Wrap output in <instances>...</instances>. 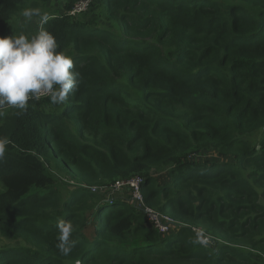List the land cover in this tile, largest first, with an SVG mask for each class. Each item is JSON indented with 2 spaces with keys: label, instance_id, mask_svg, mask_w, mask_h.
<instances>
[{
  "label": "trees",
  "instance_id": "16d2710c",
  "mask_svg": "<svg viewBox=\"0 0 264 264\" xmlns=\"http://www.w3.org/2000/svg\"><path fill=\"white\" fill-rule=\"evenodd\" d=\"M47 1L0 0V36ZM79 1L43 25L78 90L0 116V264H264V0Z\"/></svg>",
  "mask_w": 264,
  "mask_h": 264
},
{
  "label": "clouds",
  "instance_id": "9594fccd",
  "mask_svg": "<svg viewBox=\"0 0 264 264\" xmlns=\"http://www.w3.org/2000/svg\"><path fill=\"white\" fill-rule=\"evenodd\" d=\"M20 15L23 26L38 19L40 27L30 37L24 34L0 36V116L6 106L17 110V115L26 112L29 101H38L42 96H48L52 104L63 105L80 84V73L73 58L58 51L60 44L56 36L43 27L49 14L38 7H27ZM8 145L9 139L0 136V162L5 159ZM57 228L56 248L61 255L68 256L76 243L72 239L74 227L61 220Z\"/></svg>",
  "mask_w": 264,
  "mask_h": 264
},
{
  "label": "rangeland",
  "instance_id": "374dc122",
  "mask_svg": "<svg viewBox=\"0 0 264 264\" xmlns=\"http://www.w3.org/2000/svg\"><path fill=\"white\" fill-rule=\"evenodd\" d=\"M39 7H40V9L41 8H43L44 7V10H42L43 12H47L48 14H51L52 12L53 13H55L57 10H60V11H62V7H60L56 2H55V0H48L47 1V3H44V5L41 3V2H39ZM89 9V8H88ZM87 9V10H88ZM64 10V9H63ZM86 10V11H87ZM21 22L23 23V18H22V20H21ZM39 27H40V23H39V20L38 19H34V22H32L31 23V25L28 27V30H30L31 31V34H34L38 29H39ZM19 32H21V31H17L16 32V35H19V34H21V33H19ZM25 34H27V35H30L29 34V31H28V33H25ZM7 108V106L4 108V109H6ZM3 109V110H4ZM210 157V156H209ZM134 180V179H133ZM133 180H131V181H129V183L131 184V182L133 181ZM66 187H63V188H61V189H65ZM122 188V187H121ZM120 187L119 188H117L116 189V191L115 192H113L111 195H109V196H112V195H123L122 193L123 192H120V191H122V190H120L121 189ZM120 190V191H119ZM120 192V193H117V192ZM135 194H136V192L134 191L133 193H131V195H132V198L134 197V198H136V196H135ZM109 200H110V202H112V199L109 197L108 198ZM148 212H149V215H150V219L152 220V221H154V224H155V226L156 227H158L160 230H161V232H163V233H172L174 230H176V229H174V228H172V227H170V225L168 226V225H165L164 223H162L161 221H159L160 220V215L157 213V214H154V213H151L149 210H148ZM152 212H155L154 210H152ZM156 213V212H155ZM155 217H156V219H155ZM49 219V218H48ZM159 222V223H158ZM170 227V228H169ZM170 229H172V230H170ZM197 231L199 230V229H196ZM200 240V239H199ZM200 241H202L204 244H206V243H209L210 242V240H209V237L207 238L206 237V239H201ZM214 240H212V242H213ZM8 242L5 240V239H2V238H0V245H2V244H7ZM206 245H208V244H206Z\"/></svg>",
  "mask_w": 264,
  "mask_h": 264
},
{
  "label": "built area",
  "instance_id": "2783aa9c",
  "mask_svg": "<svg viewBox=\"0 0 264 264\" xmlns=\"http://www.w3.org/2000/svg\"><path fill=\"white\" fill-rule=\"evenodd\" d=\"M91 1L92 0H81V1H79V2H77L76 3V5L74 6V8L69 12L70 14H72V15H76V14H78V13H81V12H84V11H86L88 8H89V6H90V3H91ZM142 182H143V178H141V177H137V178H135L132 182H131V187L134 189V191L136 192V194H135V196H136V198H134L133 197V199L134 200H137V199H140V197H141V187H142ZM124 185V183H119V184H116V185H113L112 187H113V189H117V188H119V187H122ZM133 191V192H134ZM148 210L151 212V213H154V214H157V212L155 213V212H152V209L150 210V208H145V211L146 212H148ZM148 214H149V212H148ZM159 214V213H158ZM160 215V214H159ZM149 217H150V215H149ZM155 219H156V217H155ZM159 221H161L162 222V217H161V215H160V220ZM165 221V220H164ZM154 222V221H153ZM170 222V221H169ZM159 223V222H158ZM171 223V222H170ZM165 225H168L169 226V224H165ZM78 264H80V262L78 263Z\"/></svg>",
  "mask_w": 264,
  "mask_h": 264
}]
</instances>
